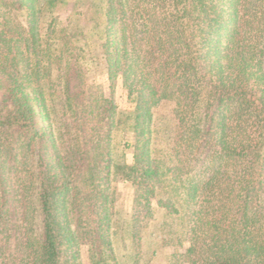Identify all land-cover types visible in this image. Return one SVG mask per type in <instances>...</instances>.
I'll use <instances>...</instances> for the list:
<instances>
[{
	"label": "trees",
	"instance_id": "1",
	"mask_svg": "<svg viewBox=\"0 0 264 264\" xmlns=\"http://www.w3.org/2000/svg\"><path fill=\"white\" fill-rule=\"evenodd\" d=\"M36 1L11 0L26 6L24 21L7 9L0 19V264H82L83 242L93 264H142L135 235L155 211L170 231L161 237L172 248L166 264H264V0H76L101 12L98 23L87 27L73 11L75 25L61 31L42 30L37 15L51 18L64 1ZM16 41L23 71L14 68ZM90 46L122 80L131 110L83 94ZM46 62L62 63L51 101L39 83ZM30 91L49 132H40ZM164 103L174 122L159 131L153 115ZM120 124L132 163L109 156ZM34 142L38 242L26 187L13 181ZM114 180L133 189L126 228H114ZM118 229L130 238L121 255Z\"/></svg>",
	"mask_w": 264,
	"mask_h": 264
},
{
	"label": "rangeland",
	"instance_id": "2",
	"mask_svg": "<svg viewBox=\"0 0 264 264\" xmlns=\"http://www.w3.org/2000/svg\"><path fill=\"white\" fill-rule=\"evenodd\" d=\"M38 4L41 5L45 0H37ZM36 1V2H37ZM64 4H58L57 12L54 10L52 13V17L50 18L48 11H43L37 15L38 18V27H41L42 30L56 29V31H61L66 28H70L75 25V22L72 19H69V14L73 11L81 12L80 19L82 24L88 25L90 23H98L96 18L100 15V11L86 6L79 7L76 5V0H63ZM97 1V0H92ZM9 11L7 14L9 17H16L18 20L24 21L23 19L26 14H21L24 12L22 9H26V6L21 7L19 4L13 5L11 4V0H0V19L3 18V12ZM22 15V16H21ZM6 17V16H5ZM23 19V20H22ZM7 25V24H6ZM0 25V31L4 30ZM77 27V26H76ZM75 27V28H76ZM87 29H82L80 33L81 36L85 37L87 40L94 39V36L89 33ZM94 42L93 40H89L90 42ZM14 44V43H13ZM44 44V42H43ZM11 49H15L16 47V56H17V64L14 68L17 71H23L25 67V57L22 53L24 52V48L22 43L18 41L15 42V46L12 43L6 45ZM98 48L94 46H90L86 49L83 57L81 58V62L86 70V76L83 78L82 89L84 91V95L93 93L95 96L100 95V97L108 98L111 105L118 112L129 111L134 107V104L129 100L127 95V90L122 84V80L119 76L111 74L112 69L109 70L106 65L103 63H98L97 57L99 56ZM62 65V63H41V77L39 79L40 85L43 86L44 95L48 101L52 99H56L59 95L60 91V80L58 79V70ZM76 80H72V83H75ZM25 84L28 82H24ZM30 88L31 86L28 85ZM27 87V88H28ZM80 88V89H81ZM90 92V93H89ZM31 94V102L35 109L36 116L38 118L37 124L41 127V131L49 132L50 127L47 124V121L43 119L44 113L41 111V107L39 106L38 100L35 98V95L32 91ZM82 94V96H83ZM172 110V104L164 103L155 108V118L159 119V121H155L158 125L159 131L163 128L166 123H173V114L170 112ZM54 116L61 117V113H59V109L57 108V113ZM120 115H114V117H118ZM169 118V119H168ZM61 121H64V118L61 117ZM36 128V127H35ZM121 124L114 134L112 143H111V151L109 156L113 159L119 158L123 159L126 163L133 162L132 155V147L125 146V141H131V133L127 134L124 131H120ZM37 140V139H36ZM21 146L25 145L20 142ZM41 147V145H40ZM40 147L37 142H34L29 149L25 152V157L20 158L17 171L13 172V181L15 183V187L19 184H23L26 187L25 195L28 199V215H32V219L30 221V225L32 226V233L37 242L40 241V233H41V211L40 204L38 201L39 194V179L38 170L39 166V155H40ZM115 157V158H114ZM20 175H25L23 178L24 181L19 180ZM96 182H98L99 175H96ZM27 181V182H26ZM102 182V181H101ZM114 210H116L114 218L117 222L114 224L115 227H125L124 220L128 218L131 214L132 203H133V189L129 183H123L122 181L114 180ZM19 188V186H18ZM162 212L155 211L153 215H150L147 218H143L140 223V231L138 235H135V238L138 239L136 242V246L138 247V251L141 252V261L142 264H148V260H150V264H166L168 253L171 251V245L168 243L167 245L163 244L162 238L165 239L166 234L169 233V228H165V226L159 225V223L163 219ZM127 231H122L118 229L117 235L112 236L113 246L116 248V253L121 255L124 253V246L129 241ZM185 246L187 242L184 240L183 243ZM79 251V256L82 264H93L88 256V245L87 243H79L77 247Z\"/></svg>",
	"mask_w": 264,
	"mask_h": 264
}]
</instances>
